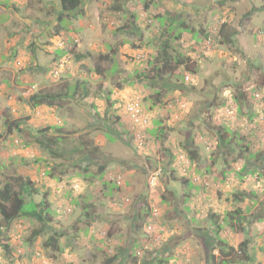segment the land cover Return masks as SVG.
Wrapping results in <instances>:
<instances>
[{"label":"rangeland","instance_id":"374dc122","mask_svg":"<svg viewBox=\"0 0 264 264\" xmlns=\"http://www.w3.org/2000/svg\"><path fill=\"white\" fill-rule=\"evenodd\" d=\"M119 1L81 0L59 23V0H0V57L6 58L0 63V180L30 179L38 190L34 202L47 194L48 232L64 234L62 252H44L43 238L31 237L37 221L8 226L0 218V245L10 246L0 264H153L154 257L210 264L218 252L209 242V217L223 219L237 209L248 218L246 231L251 227L253 264H264V0H162L208 38L200 33L197 44L182 33L172 49L189 57L194 74L160 78L154 58L170 39L164 26L153 9L144 11V0ZM132 13L144 31L140 39L118 32ZM223 22L238 30L231 45L217 35ZM59 37L65 49L56 45ZM70 87H77L76 100L30 107L31 95L64 97ZM132 100L147 117L142 147L124 111ZM15 119L23 121L22 131L8 135ZM154 122L160 133H150ZM51 126L64 134L57 142V131L44 132ZM36 139L55 143L60 156H50ZM185 154L195 168L179 162ZM156 165L163 173L150 188L147 168ZM189 175L199 179L190 187L181 182ZM73 186L79 191L71 193ZM235 225L224 223L221 233L231 245L242 239Z\"/></svg>","mask_w":264,"mask_h":264},{"label":"trees","instance_id":"16d2710c","mask_svg":"<svg viewBox=\"0 0 264 264\" xmlns=\"http://www.w3.org/2000/svg\"><path fill=\"white\" fill-rule=\"evenodd\" d=\"M116 1L120 2L119 0H115V2ZM80 4H81V0H59L60 12L59 15L57 16V21L60 23L63 17L65 16L67 17L69 16V13L77 10ZM168 5L169 4L166 3L164 6L162 0H144V5H143V9L146 12L149 9L154 10L153 18L160 25L164 26L167 35L170 38L169 41H165L162 43V47L158 51L159 52L158 55L154 58L155 61H158L161 66L159 70L157 69V75H156L157 78L163 77L165 75H169V77L172 76L177 77L178 76L177 73L180 70H184L194 74V71L189 67L190 65L189 57H184V55L182 54L175 53L173 52L172 49L173 42L180 41L182 38L181 37L182 33L184 32L191 33L192 35L191 39L194 40L197 44L201 43V38H199L200 33L203 34L205 38H208V36L205 35L204 29L200 30L198 34V32L197 33L193 32L191 28L187 27V25L182 20V16L180 14L176 15V13H180L181 11L176 9L175 4L171 7H168ZM115 8L118 7L115 6ZM137 22H138V16L132 13L127 23L128 27L127 26H125V28L122 27L119 29L118 32H127L128 36H132L140 39L144 31L143 29H141V27H139ZM178 23L181 24L179 25ZM237 34H238V30L234 29L226 22L222 23L217 33L219 38L222 39L221 40L222 43L225 45L233 44L235 42V37L237 36ZM15 55H12L11 58L14 59ZM108 56L110 55H105V57L102 58L107 60ZM76 59H80V56H77ZM59 71L60 69L54 68L50 73V75L53 76L55 72H59ZM59 75L60 73L58 74V76ZM170 84L171 83L169 81V86ZM174 88L177 89L178 88L177 85ZM76 89L77 87L75 89H72L71 87L69 89L66 88L63 93L64 95H66L64 97H61V95L59 94H49V93H44L45 91H39L31 95L28 99V102L31 108L39 109L42 106L52 107L56 105V102H58L57 99L63 100V98H68L71 101L76 100L75 99ZM106 99L109 100V96H107ZM237 104L239 108L242 106V98L237 100ZM93 108L96 109L95 107ZM22 122L23 121L21 119H15L12 122H10L7 127V134L11 135L12 132L14 131L21 132ZM50 130L57 131L56 135H54V138H52L53 142H57L64 135L58 133L61 131L60 128L52 127V126L44 132H48ZM221 137L220 139L223 140V138ZM36 142H38V144L42 146L43 149H46L47 153L50 156L57 158L60 156L57 151L56 145L53 148L55 143L49 146L48 144H46L45 141L44 143L42 139H36ZM195 154L196 153L192 154L194 158H196ZM262 157H263L262 154H257L256 156L257 159ZM100 169H101L100 171L104 170L102 169V167H100ZM86 170L87 168L83 169L82 171H86ZM46 173L49 174L48 172ZM181 182L184 185H188L189 187L192 184L195 185L194 182H191L186 179H182ZM70 191L71 193H74L75 190L72 189L71 187ZM37 193L38 190L34 188L33 183L30 181V179L27 178L24 179L21 176H13L0 180V218L8 226L18 219H30L37 221L40 224V227L37 228L36 230H33V232L31 233L32 234L31 237L33 239L37 237L43 238V242L41 246L42 251L58 254L62 252V247L60 245L59 240L64 236V234L56 233V232H52V233L48 232L49 229L48 223L51 221L47 217V215L50 214L48 197L47 194L45 193L41 198L40 202L36 203L33 201L32 198L33 195ZM234 198L236 201H241L243 199V195L237 194L235 195ZM78 199H81V197H79ZM84 208L90 209L91 204H87V206ZM89 211H85V213L87 214L86 216L88 218H90V214L88 213ZM246 219L248 218L242 216L241 211L238 209L228 213L226 217L223 219H219L214 215H210L209 222L212 228L209 229V235H210L209 242L213 246L215 245L216 250L218 252V256H214V255L209 256L208 262H210V264H253L256 262L257 250L256 247L251 244V239H249V234L247 235L251 227L250 225H248L249 224L248 223L247 224L248 232H247L245 226V222L247 221ZM233 222L236 224L235 226H238L240 228L239 232L242 233L240 235L242 239L236 245H231L221 236L224 223L231 224ZM9 249L10 246L8 245V243L5 245H0V253L3 252L4 254L5 253L8 254L10 252ZM261 250L262 249H259L260 252ZM131 254L133 260H136L137 255L132 252ZM151 261H153V264H169L168 259L160 258V257H154L153 259H151ZM141 262L142 264H149L148 262H145L143 260ZM118 264H122V261L120 259L118 261Z\"/></svg>","mask_w":264,"mask_h":264},{"label":"built area","instance_id":"2783aa9c","mask_svg":"<svg viewBox=\"0 0 264 264\" xmlns=\"http://www.w3.org/2000/svg\"><path fill=\"white\" fill-rule=\"evenodd\" d=\"M57 46L59 47H65V42L58 41L57 42ZM63 64L59 65V68H62ZM189 79L188 77H186V80ZM256 97H258V95H256ZM125 111L128 114V117L135 129V127H138L140 129H138L136 131L135 137H136V141L139 142V145H142L143 142V134L140 133L139 130L144 129V127L147 125V120L144 118L143 115V110L141 107V104L138 100H132L126 103L125 105ZM178 160L181 164H184L186 167V169L190 168V167H195V164L192 163L186 156H179ZM163 172V168L162 166H156L154 168H147V174H148V184L150 188H156L159 184V178L161 177ZM117 180H120V177H118ZM199 179L196 177H192V181L193 182H197ZM119 182V181H118ZM73 189L75 191H78V186H73ZM154 215H156L157 209L153 210ZM149 229H151V226H149Z\"/></svg>","mask_w":264,"mask_h":264},{"label":"clouds","instance_id":"9594fccd","mask_svg":"<svg viewBox=\"0 0 264 264\" xmlns=\"http://www.w3.org/2000/svg\"><path fill=\"white\" fill-rule=\"evenodd\" d=\"M63 38H58V40L56 41V45H57V42L58 41H61ZM63 42H65V47H63V49H65L68 45H67V43H66V41L65 40H62ZM59 47V46H58ZM67 51V50H66ZM14 60V59H13ZM60 64H63L64 65V63L62 62V63H59V65ZM59 65H56L55 66V68H59ZM63 68V67H62ZM187 80H189V79H187ZM129 102V101H128ZM127 103V102H126ZM126 103H125V105H126ZM142 107V106H141ZM169 108L171 107V105H169L168 106ZM142 110H143V108H142ZM124 111H125V106H124ZM125 114L127 115V117H128V114L126 113V111H125ZM143 115H144V111H143ZM144 118L147 120V117H145V115H144ZM128 119H129V117H128ZM129 121H130V119H129ZM131 122V121H130ZM132 124V123H131ZM147 127H148V125H146L145 127H144V129H141V130H139L140 131V133H142L143 134V136H144V138H143V142H142V145H139V142L138 141H136V137H135V134H136V131L138 130V129H140V128H138V127H135V129H134V127H133V125H132V127H131V129H129V132H131L132 134H133V137H134V142L136 143V146L137 147H142L144 144H145V141L147 140V137H146V130H147ZM146 128V129H145ZM185 156L192 162V163H194L195 164V167H196V162L195 161H193L190 157H189V155H187V154H185ZM168 163V162H167ZM156 166H161V165H156ZM155 166V167H156ZM194 167V168H195ZM149 168H154V167H149ZM163 168V167H162ZM190 168H192V167H190ZM193 168V169H194ZM163 173V172H162ZM192 175H189V176H187V178L188 179H186V180H189V181H191V182H193L192 181V177H191ZM118 177H120V176H118ZM118 177H116L117 179H118ZM185 177V176H184ZM116 179V182L119 184L120 183V181H121V177H120V180H117ZM119 181V182H118ZM147 182H148V174H147ZM195 183V182H194ZM148 186H149V184H148ZM73 189V188H72ZM78 191H79V188H78ZM78 191H76V192H78Z\"/></svg>","mask_w":264,"mask_h":264},{"label":"crops","instance_id":"0c3cea01","mask_svg":"<svg viewBox=\"0 0 264 264\" xmlns=\"http://www.w3.org/2000/svg\"><path fill=\"white\" fill-rule=\"evenodd\" d=\"M49 21V20H48ZM13 54L15 53V52H12ZM11 56V55H10ZM1 57H3L1 60H0V63H4V62H6V58L4 57V56H1ZM0 57V58H1ZM154 126L152 127V129H151V131H150V133H154V134H156V133H160L161 132V125H158V123L157 122H154Z\"/></svg>","mask_w":264,"mask_h":264}]
</instances>
